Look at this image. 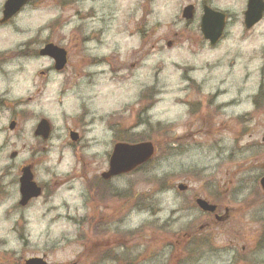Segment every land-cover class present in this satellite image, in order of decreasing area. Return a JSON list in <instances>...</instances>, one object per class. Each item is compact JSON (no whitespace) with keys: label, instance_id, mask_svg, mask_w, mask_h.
<instances>
[{"label":"rangeland","instance_id":"1","mask_svg":"<svg viewBox=\"0 0 264 264\" xmlns=\"http://www.w3.org/2000/svg\"><path fill=\"white\" fill-rule=\"evenodd\" d=\"M139 1L31 0L0 28V175L35 162L38 183H60L24 209L4 200L0 264L43 255L49 264H264V25L247 32L238 22L215 46L192 32L171 49L152 48L158 32L131 67L138 36L119 35L118 25ZM225 2L237 16L243 0ZM48 42L69 52L61 72L34 52ZM91 56L110 61L91 65ZM83 105L96 121L78 163L67 140ZM42 117L53 125L47 144L33 134ZM125 132L154 141L157 154L105 183ZM167 176L172 188L158 192L154 180ZM195 197L216 203L220 220ZM86 211L99 218L82 219Z\"/></svg>","mask_w":264,"mask_h":264},{"label":"flooded vegetation","instance_id":"2","mask_svg":"<svg viewBox=\"0 0 264 264\" xmlns=\"http://www.w3.org/2000/svg\"><path fill=\"white\" fill-rule=\"evenodd\" d=\"M248 3H249V0H243L241 11L239 12L237 16L233 17L234 15L232 14L230 7H228L229 5L227 4V2L221 4L220 0H182V3L180 4H179V0H140L136 9L131 11L127 19L121 20V22H119V25H118L119 35H121L120 32L121 33L128 32L129 34H123V35L129 36V37L133 35L138 36L139 44L134 50L135 61L133 63H131L130 61L129 66L135 67V63L141 61L146 56V52H143L146 42L155 33H158V32H160V35L158 39L154 41L152 48H154L155 46H159V44H161L162 48L166 47V48L171 49L175 47V45H177L178 43L185 41L187 36H189L192 32L197 33L202 43H211L209 39L205 38L202 32V26H201L202 18L207 8H211L219 13L224 14L225 16V25L223 29V34L216 43H220V41L227 35L228 28L236 26L238 22L240 23V26L242 27V29L247 32L254 30L261 24L264 25V0H258L257 5H256V14L254 15V17H257L261 11L260 18L251 28H247L246 12L248 10ZM138 12H140L139 13L140 15L137 18L136 14ZM2 18H3V8L0 11V28L3 27V25L8 23L10 20H12L10 19L8 22L4 23V22H1L3 20ZM110 20H111V23L113 24V27L111 30L113 31L116 37V33L114 32V30L116 29V26H114V24L117 22L116 15L112 14ZM131 27H133V31L131 30ZM111 42H112L110 43L111 52H112L111 56L114 57L115 59L116 50L119 47L117 46L115 39H112ZM44 44H47V43H44ZM119 45L121 46L120 43ZM34 51H36L35 53H39V50L37 49ZM66 51H67V64L62 70L58 72L63 71L69 63V52L67 49ZM138 53L140 54L139 57L137 56ZM105 59H108L110 61V58L100 59V58H96L95 56H91L89 58V63H93L91 65L99 64V63H103ZM111 62H112V59H111ZM52 68L55 70L54 63H53ZM117 69L118 70L116 69L114 70L118 72L122 70L124 72L127 71V68L125 66H120ZM47 72H49V70L42 71L41 73L43 75H46ZM86 76L88 77V74H86ZM4 104H7L5 102V99H3V97H0V108ZM95 121H96V118L93 116L89 107H87L86 105H83L81 112L79 114V117H78V124H76L73 128L68 129L69 138L67 140L68 141L67 146L71 147L75 151V156H76L78 163L82 161V156L79 154V151H81L82 145L80 144L83 141L84 133L87 130L86 128L88 126H92ZM35 129H36V126L33 131L34 137H36L37 139H40L43 143L47 144V142L50 140L51 137L47 141L43 140L41 137H38L37 135H35ZM71 132L77 133V139L75 141L71 137ZM43 148L45 150L47 146ZM108 156H110V154ZM16 157H12V159ZM35 164H36L35 162L28 163V165L31 166L32 172L34 174V180L36 181ZM23 166H24L23 164L21 166L18 164H15L14 168L13 166H11L12 169L10 170V172H8V169H7L5 173H2L0 175V206L4 203V200L6 201L10 197H13L16 203L14 205L15 207L14 206L13 207L16 209L17 208L24 209L27 206H29L34 199H36V198H33L29 200V202L26 205H21L20 178H21V169ZM100 177H101V174H100ZM59 184L60 183L57 180H55L51 184L38 183V185L42 189V194L40 197H42L43 195H46V193H48L49 190H53V187L55 190L58 189ZM8 196L9 198L7 199ZM197 198L198 197H195V199ZM87 205H88L87 206L88 209L92 207V205L90 206V204H87ZM215 205L217 206V211H218L219 210L218 205L216 203ZM214 217L218 218V220H220L219 217L221 218V216L219 215L218 217L214 215ZM81 218L89 220V221H94V219L99 218V215H96V214L89 215V213L86 211L85 215H83ZM115 248L116 247L114 246V247H108L107 249L113 250ZM146 259H148V257ZM146 259H143V260H146Z\"/></svg>","mask_w":264,"mask_h":264},{"label":"water","instance_id":"3","mask_svg":"<svg viewBox=\"0 0 264 264\" xmlns=\"http://www.w3.org/2000/svg\"><path fill=\"white\" fill-rule=\"evenodd\" d=\"M29 0H6L3 10V20L1 22L8 21L12 16L17 14ZM258 0H249L248 10L246 12V24L247 28H251L260 18L261 11L257 17L256 5ZM225 25V16L211 8H207L202 18V32L205 38L210 40L211 45L217 44L216 42L223 34ZM41 55L50 56L55 61V69L61 70L67 63V52L65 49L53 44H46L40 51ZM17 123L12 121L10 123V129H15ZM52 126L47 118H42L36 127L35 134L42 136L44 140L50 137ZM72 139H77V133H71ZM156 147L152 141H141L137 143L129 142H117L113 147L109 159L108 170L102 173V177L105 180H110L113 177L133 172L139 166L145 164L155 156ZM17 152H13L11 157H15ZM34 176L31 170V166H25L22 168V176L20 178V192L22 195L21 205H26L30 199L37 198L41 195V188L34 181ZM262 189L264 190V176L260 180ZM178 188L184 190L185 185L179 184ZM197 205L205 212H215L216 206L209 203L203 198L196 200ZM25 264H48L44 257H31L25 261ZM76 264V263H72Z\"/></svg>","mask_w":264,"mask_h":264},{"label":"trees","instance_id":"4","mask_svg":"<svg viewBox=\"0 0 264 264\" xmlns=\"http://www.w3.org/2000/svg\"><path fill=\"white\" fill-rule=\"evenodd\" d=\"M128 135H126V132H125V134H124V137L122 136V137H120L119 139H123V140H126V141H129V139H128V137H127ZM135 141H137V140H140V139H134ZM170 151H171V149H170ZM156 183H157V185H158V188H157V191L158 192H162V191H165V190H169V189H171L172 188V185H170L171 183H170V181H171V178L170 177H164V178H161V179H155L154 180ZM151 199L153 200H155V198L154 197H151ZM133 200H135L136 202L138 201V197L136 196V197H134V199ZM138 203V202H137ZM136 203V204H137ZM264 239V235H262L261 236V240H260V244H261V242H262V240ZM126 253V252H125ZM147 260V259H146ZM146 260H144V262L146 261ZM260 262H262V261H260Z\"/></svg>","mask_w":264,"mask_h":264}]
</instances>
